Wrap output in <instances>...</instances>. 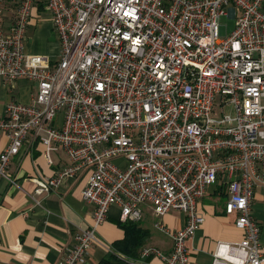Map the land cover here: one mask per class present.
I'll return each instance as SVG.
<instances>
[{"label":"built area","instance_id":"built-area-1","mask_svg":"<svg viewBox=\"0 0 264 264\" xmlns=\"http://www.w3.org/2000/svg\"><path fill=\"white\" fill-rule=\"evenodd\" d=\"M43 1L59 35L55 62L25 52L36 0H19L8 32L0 0V80L38 84L33 101L11 100L0 117L9 137L0 180L16 183L9 165L32 130L48 163L59 147L68 161L53 176L35 177V194L89 173L82 194L94 205V223L75 234L56 264L85 263L110 208L139 221L144 202L159 218L183 212L185 223L171 231L159 220L173 249L146 246L142 256L190 264L187 241L205 220L198 202L218 181L228 188L225 212L236 214L244 237L218 241L211 264H262L252 200L264 185L263 0ZM229 6L234 28L221 36ZM228 105L234 113L225 112Z\"/></svg>","mask_w":264,"mask_h":264},{"label":"crops","instance_id":"crops-1","mask_svg":"<svg viewBox=\"0 0 264 264\" xmlns=\"http://www.w3.org/2000/svg\"><path fill=\"white\" fill-rule=\"evenodd\" d=\"M19 0H4L5 17L3 27L11 28L13 15ZM264 10V0L262 3ZM235 24L234 6H229L224 15ZM59 35L43 0H36L26 29L25 52L49 56L55 62L60 55ZM38 89L37 82L18 78L13 82L0 80V117L5 115L7 103L18 100L33 101ZM61 119V116H58ZM33 130L28 134L20 152L13 156L9 174L16 183L0 180V264H56L63 251L73 243L74 236L94 223V205L88 203L82 191L87 185L89 173L84 171L66 178L59 188L46 194L34 192V178L53 176L64 168L68 161L62 147L53 152L54 162L45 158V145ZM9 143L6 132L0 131V154ZM229 197L227 185L218 181L208 187L198 202V210L205 220L194 235L188 239L190 264H211L218 241L239 242L244 231L236 224V214H227L225 204ZM253 214L261 226V244L264 255V185H258L253 193ZM143 218L137 222L148 231V237L139 250L138 257H130L114 247V242L123 239L125 229L120 218L119 206H112L107 219L98 226V241L95 242L83 264H97L112 254L130 264H163L156 255L142 256L146 246H153L170 253L173 249L171 234L156 226L162 220L171 230L181 228L185 214L170 210L157 217L150 202L141 204ZM264 264V261L263 263Z\"/></svg>","mask_w":264,"mask_h":264},{"label":"trees","instance_id":"trees-1","mask_svg":"<svg viewBox=\"0 0 264 264\" xmlns=\"http://www.w3.org/2000/svg\"><path fill=\"white\" fill-rule=\"evenodd\" d=\"M125 236L123 239L114 242L116 250L130 256L138 257L139 250L148 237V231L137 222L127 221L123 223ZM97 264H130L128 261L120 258L117 254H112L107 258L101 259Z\"/></svg>","mask_w":264,"mask_h":264},{"label":"rangeland","instance_id":"rangeland-1","mask_svg":"<svg viewBox=\"0 0 264 264\" xmlns=\"http://www.w3.org/2000/svg\"><path fill=\"white\" fill-rule=\"evenodd\" d=\"M220 28H221V36H227L229 35L233 28H234V24H233V20H230L228 17L222 16L221 20H220ZM225 112L226 113H234V109L231 105H228L225 108ZM222 115V110L220 106L216 107V112L213 113V116L216 118H219ZM62 117V115H59ZM61 120V119H60Z\"/></svg>","mask_w":264,"mask_h":264}]
</instances>
